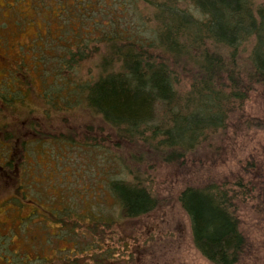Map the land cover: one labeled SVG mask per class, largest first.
<instances>
[{
    "label": "rangeland",
    "instance_id": "374dc122",
    "mask_svg": "<svg viewBox=\"0 0 264 264\" xmlns=\"http://www.w3.org/2000/svg\"><path fill=\"white\" fill-rule=\"evenodd\" d=\"M149 16L143 3L125 0H0V264H61L64 259L72 264H210L194 248L178 202L188 182L206 181L209 175L222 180L255 175L259 201L239 215L248 242L239 264H264V169L245 171L251 169L248 164L260 163L256 158L264 149V93L251 94L245 104L244 119L255 126L250 130L230 129L181 164L148 158L140 165L127 163L146 175L149 181L143 184L157 207L126 221L106 185L130 179L127 171L115 158L109 163L102 149L83 143L110 140L107 128L77 107L61 112L71 102L60 98L57 110L44 100L48 93L64 96L66 81L98 76L97 57L76 64L72 52L90 50L89 40L101 32L148 31L153 28ZM65 97L72 99V93ZM109 142L120 153L128 145ZM137 146L130 152L139 155ZM64 206L72 208V237L62 232L68 241L46 213ZM75 216L88 223L80 225Z\"/></svg>",
    "mask_w": 264,
    "mask_h": 264
},
{
    "label": "trees",
    "instance_id": "16d2710c",
    "mask_svg": "<svg viewBox=\"0 0 264 264\" xmlns=\"http://www.w3.org/2000/svg\"><path fill=\"white\" fill-rule=\"evenodd\" d=\"M125 1L141 2L150 9L153 28H124L93 37L88 42L92 48H78L72 52V61L78 64L94 55L98 76L82 83L66 81L64 96L48 93L44 99L51 109H57L60 98L71 102L72 107L61 112L77 107L99 120L110 140L128 144L120 153L110 140H83L109 155V163L115 158L116 166L119 163L127 171L130 179L122 177L106 185L124 221L157 207L154 194L143 184L149 181L146 175L127 163L140 165L148 158L181 164L205 145L225 138L230 129L250 130L254 123L244 119L245 104L251 94L264 93V0ZM67 93H72V99L65 97ZM96 128L102 134L101 127ZM68 142L73 144L75 139ZM133 145L139 155L130 152ZM256 159L260 163L248 164L251 169L245 171H263L264 149ZM253 176L193 178L179 192L194 248L210 264H239L247 252L239 215L259 201ZM20 188L22 195L26 188ZM46 213L58 226L56 233L68 241L62 232L69 231L72 237V208ZM74 221L88 223L84 216H75ZM61 264H72V260Z\"/></svg>",
    "mask_w": 264,
    "mask_h": 264
}]
</instances>
